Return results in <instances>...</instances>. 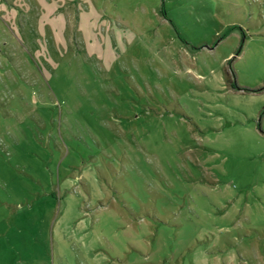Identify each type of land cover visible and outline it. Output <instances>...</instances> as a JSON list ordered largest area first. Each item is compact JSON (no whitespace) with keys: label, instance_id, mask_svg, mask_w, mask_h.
Wrapping results in <instances>:
<instances>
[{"label":"rangeland","instance_id":"1","mask_svg":"<svg viewBox=\"0 0 264 264\" xmlns=\"http://www.w3.org/2000/svg\"><path fill=\"white\" fill-rule=\"evenodd\" d=\"M264 0H0V264H264Z\"/></svg>","mask_w":264,"mask_h":264},{"label":"crops","instance_id":"2","mask_svg":"<svg viewBox=\"0 0 264 264\" xmlns=\"http://www.w3.org/2000/svg\"><path fill=\"white\" fill-rule=\"evenodd\" d=\"M247 121H250V122H252V123H250V126L253 128L254 127V124H253V122H254V118L253 117H248L247 118ZM255 128V130L256 131H254L255 132V134L256 135H264V125H263V127L261 126L260 127V129H258V128H256V127H254ZM258 135V136H259Z\"/></svg>","mask_w":264,"mask_h":264}]
</instances>
